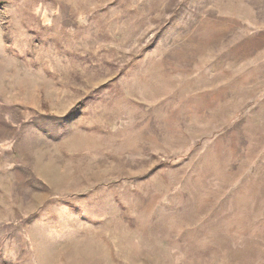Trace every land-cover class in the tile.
<instances>
[{
    "label": "rangeland",
    "instance_id": "374dc122",
    "mask_svg": "<svg viewBox=\"0 0 264 264\" xmlns=\"http://www.w3.org/2000/svg\"><path fill=\"white\" fill-rule=\"evenodd\" d=\"M0 264H264V0H0Z\"/></svg>",
    "mask_w": 264,
    "mask_h": 264
}]
</instances>
